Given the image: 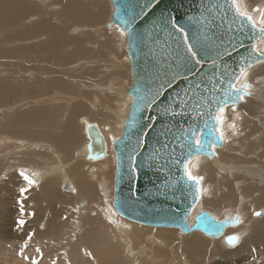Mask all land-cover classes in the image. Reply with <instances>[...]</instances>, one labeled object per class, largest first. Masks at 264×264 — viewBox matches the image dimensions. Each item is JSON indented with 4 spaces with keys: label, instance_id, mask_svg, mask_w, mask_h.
Wrapping results in <instances>:
<instances>
[{
    "label": "bare ground",
    "instance_id": "bare-ground-1",
    "mask_svg": "<svg viewBox=\"0 0 264 264\" xmlns=\"http://www.w3.org/2000/svg\"><path fill=\"white\" fill-rule=\"evenodd\" d=\"M36 1L38 2L32 4L28 0H0V27L3 24L5 27L15 24L16 29L13 32L15 45H21L26 41L32 43L33 38H37L38 41L42 38L41 33L56 30L59 32L58 36L52 45L46 48L57 51L56 49L68 46L72 48L77 59L67 63L64 69H57L51 64L43 67L26 65L24 73L23 70L21 72L24 74L23 77L30 78L37 74L45 80H54L52 74L58 72L60 77L68 80L70 92H60L61 96L56 98L39 99L38 102L57 101L45 108L30 107V105L23 107L20 104V110H11L13 117L11 116L9 123L11 127L9 128L8 125V128L13 134L9 133L8 129H1L4 122L0 123V264H31V258H35L38 264H53V262L109 264L111 258L116 260L117 264H121L124 259H128L131 264H213L214 259L209 255L213 253L212 251L217 250L216 254L223 258L230 255V251L223 250L222 247L226 245L221 239L227 244L226 237L233 234L240 236V241L236 244H241L236 249L238 254L249 251L250 246H253V249L261 248V244H264V216L254 218L252 212L264 210V79L256 80L258 76L264 74V64H259L260 66L257 64L249 69V76L245 82L254 84H251L252 95L246 96L243 102L237 103L236 112L231 108L226 110V115L229 117L224 126L225 139L217 147V154L212 157L201 155L199 159L192 161V172L194 175L204 177L203 188L206 192L202 196L203 199L201 198L202 201L198 197L188 221L192 222L196 215L207 210H210L208 212L217 220L239 215L243 221L235 226L228 224L222 236L214 238L219 239V244L217 243L216 248L211 250L208 240L203 238L204 233L200 230L185 233L179 228L159 226H153L158 229L152 230V226L146 224H142L144 226L139 228L135 221L131 222L133 220L128 219L130 220L128 221L127 218L121 217L117 209L119 215L113 214L112 211L109 215V202L113 191V199L115 197L118 173V157L112 137L122 138L133 116L135 102V94L131 92L134 75L130 40L128 36H120L116 26L119 22L112 19L115 10L112 0H109L112 9L110 2L106 0H65V3L61 2L64 6L57 10L53 9L51 0ZM87 2L96 6L89 9ZM241 2L249 11L255 8L256 2H259L260 8H264V0H241ZM83 14H86L91 21L100 18V22L93 24L77 22L69 29L70 23L76 18L81 19ZM32 17L34 19L32 22H25L24 19ZM6 19L8 20L4 23ZM106 23L107 27L112 29L106 28ZM72 28L75 33L67 35L64 33ZM26 30H29V34ZM118 45L126 51L121 52ZM98 51L101 53L94 54ZM124 52H127L126 62L128 63V57L130 61L131 82L127 80L129 65L120 58V54ZM90 53L93 55L90 56ZM75 56L68 59H74ZM47 57L54 62L68 60L63 59L59 53ZM13 62L20 63L18 61L0 63V75L7 69L5 65H13ZM30 84L26 82L23 88L27 89L26 86H31ZM74 89L81 92L76 90L73 93ZM16 90V87L12 88L0 78V101L7 100ZM65 96H70L71 101L66 100ZM256 103L263 105L258 106ZM6 105L0 106V122L10 117L6 110H10L12 106L5 107ZM91 105L96 109L93 110ZM28 108L31 110L26 111ZM242 108L246 115L245 119L239 116V110ZM257 112L260 113L259 116L255 115ZM234 116L237 118L233 119L232 123L243 125L245 128L244 132L232 139V131L228 130L230 129L228 123ZM85 121L96 122L104 138L105 155L98 159L90 158ZM33 125L39 128L33 130L29 128ZM256 132L258 134L253 138L249 136ZM230 143L234 146V152L228 147ZM231 157L233 159L229 160ZM235 160L247 161L249 165L237 164ZM52 165H54L53 169L50 168ZM21 169L33 171V174H38L34 177L40 180L36 181L24 197L19 195L23 201V208L28 211L31 218H24L26 224L22 228H17L16 222L6 223V208L2 206L1 195L3 191L27 187L23 178L13 179ZM243 175L249 176L253 184H247V188L236 190L238 186L235 188V185L241 181ZM58 181H66L82 195L87 194L88 188L93 193L97 191L105 213L96 210L93 215L71 209L76 199L71 194L65 193L58 185ZM243 182L239 184L243 185ZM210 186L213 187L214 194L209 190ZM215 187L217 190L214 192ZM218 190L221 200L217 197ZM207 191L208 194H212L211 200L207 198ZM238 200L242 205L239 209L234 207ZM87 202L90 206L96 205L93 201ZM200 202L207 210L199 212ZM70 212L72 214L68 215ZM178 229L182 235H189L181 237ZM29 236H31L30 240ZM25 243L28 244L27 248H23ZM151 244H155L153 253L148 252ZM37 248L43 253L42 258L36 252ZM22 249L23 255H21ZM88 252L92 255H87ZM24 256L30 259H24ZM252 260V263L246 264H264V258L259 261Z\"/></svg>",
    "mask_w": 264,
    "mask_h": 264
},
{
    "label": "snow or ice",
    "instance_id": "snow-or-ice-1",
    "mask_svg": "<svg viewBox=\"0 0 264 264\" xmlns=\"http://www.w3.org/2000/svg\"><path fill=\"white\" fill-rule=\"evenodd\" d=\"M158 2L159 0H144L139 12L134 10L131 14L120 19L116 25L120 36H128L130 41L139 38V34H135L138 17L143 19L148 14L147 10H151L154 3ZM229 13H231L232 19L227 31L232 32L233 35L228 36L227 43L222 37L217 43V40L208 36L203 29L215 25L216 17H220L221 24L219 26L222 27ZM188 21L187 25H181L178 23V19L171 14L161 15L159 26L167 32L166 47L170 51L171 59H167L161 64L162 70L152 81V84L157 86L147 88V92L140 97V104L143 107L137 106L134 111L136 113L152 111L154 106H158L159 98L168 89H173L179 80L186 81L182 91H176L174 95L168 97V103L160 109V113L169 118L171 122L183 121L185 118L191 122L186 127L183 123L178 124L175 132L172 128L165 127L159 133L157 138L159 147L156 148L153 156H157L163 151L170 158L171 164L182 165L183 176L181 178L186 177L187 181L195 187L196 195L202 197L206 192V189L203 188L204 177L193 174L192 161L199 159L201 155L212 157L217 154V147L225 139L224 126L228 119L226 110L231 108L233 112H236L237 103L243 102L246 96L252 95L250 91L252 85L245 81L249 76V69L254 65L264 63V8H253L250 12L241 0H205L200 7V17L188 16ZM232 25H236L235 29ZM237 32L243 33L254 42L248 46L247 55L240 56V63L230 69L223 62L225 57H230L233 52L245 48L243 40L236 39L235 33ZM206 65L208 71L203 70ZM161 78L163 79L161 80ZM158 81L160 82L157 84ZM147 119L149 123L142 125L140 129V146L145 143L143 137L148 135L146 129H152L158 117H148ZM133 120L135 121V117ZM199 121H202V127L198 123ZM85 123L90 133L96 132L97 140L103 143L100 133L96 131L99 126L87 121ZM210 125L211 127H209ZM230 126L233 129L236 127L235 123ZM205 129L209 130L207 136L204 135ZM120 139L121 137H112V143L115 144ZM177 148L180 150V156H176ZM89 151L91 152V145ZM129 160L131 171L134 172L136 170V155H130ZM19 175L27 183V187L20 188V195L24 197V194L36 184V180L24 170H21ZM35 175L38 174L34 173L33 176ZM76 191V188H72L73 193ZM18 203L21 205L20 217H23L25 215L23 201L19 200ZM116 205L117 201L114 198L109 206V210L113 214L116 212ZM253 215L261 217L264 216V213L254 211ZM218 223L220 228H223L226 224L235 226L243 221L239 215H235L226 217L225 220ZM25 224L26 220L23 218H18L16 221L17 228H22ZM28 239L30 240L31 236ZM226 240L230 247H234L239 243L240 236L233 234L226 237ZM27 247L28 244L25 243L23 248ZM36 252L40 254L41 258L43 257L39 248L36 249ZM86 254L92 255L91 252ZM21 255H23V249ZM24 259L30 258L24 256ZM31 264H38V261L31 258Z\"/></svg>",
    "mask_w": 264,
    "mask_h": 264
},
{
    "label": "water",
    "instance_id": "water-1",
    "mask_svg": "<svg viewBox=\"0 0 264 264\" xmlns=\"http://www.w3.org/2000/svg\"><path fill=\"white\" fill-rule=\"evenodd\" d=\"M112 1L115 6L112 19L118 22L134 10L139 12L140 7L144 4V0ZM203 2L205 0H159L158 3H154L151 10H147V16H144L143 19L139 17L137 19L135 34H139V38L130 41V56L134 75L131 92L135 94V102L133 116L129 120L122 138L114 144L118 157L114 198L117 201L116 209L119 214L135 222L150 226L175 227L185 233L201 230L210 237H220L228 224L220 228L218 222L223 220H217L210 212L201 211L193 218L192 222L188 221V216L195 206L198 196L191 182L187 181L186 177L181 178L183 176L182 165L171 164L170 158L163 151L157 156H153L156 148L159 147L157 143L159 133L165 127L172 128L175 132L178 124L183 123L186 127L191 122L187 118L183 121L171 122L169 118L160 113V109L167 105L168 97L174 95L176 91H182L186 81L179 80L173 89H168L159 98L158 106H154L152 111L142 113L134 111L137 106L143 107L140 104V97L147 92V88L157 86L153 85L152 81L156 78L157 73L162 70L161 64L165 60L171 59L170 51L166 47L168 42L167 32L159 26L161 15L168 16L171 14L178 19L179 24L187 25L189 23L188 16L200 17V7ZM231 19L232 15L229 13L223 26L220 27V17H216V24L210 25L203 31L207 32L208 36L216 39L217 43H219L221 37L227 43L228 36L233 35L232 32L227 31ZM197 27L200 26L197 25ZM232 27L235 29L236 25H232ZM235 35L238 41L243 40L245 48L239 49L237 44L239 50L233 52L230 57H225L223 62L230 69L240 63V56H246L248 46L254 42L243 33L237 32ZM203 70L208 71V66L206 65ZM133 117H135V121ZM148 117H158V119L152 129H146L148 135L143 137L145 143L140 146V129L142 125L149 123ZM198 123L202 127V121ZM96 131L100 133V139L103 143L97 140L96 132L90 133L86 126L89 138L88 147L91 145L90 156L94 159L105 155L104 138L99 128ZM208 132L209 130L205 129L204 135L207 136ZM133 154L136 155V170L134 172L131 171L129 160V156ZM176 156H180L178 148ZM178 180L179 183H177Z\"/></svg>",
    "mask_w": 264,
    "mask_h": 264
},
{
    "label": "rangeland",
    "instance_id": "rangeland-1",
    "mask_svg": "<svg viewBox=\"0 0 264 264\" xmlns=\"http://www.w3.org/2000/svg\"><path fill=\"white\" fill-rule=\"evenodd\" d=\"M28 1L30 3H32V4H35V3L38 2L36 0H28ZM106 1H109V0H106ZM61 2L62 3H65V0H51V5H54V8L53 9L54 10H57L60 7L62 8L64 5L61 4ZM110 4H111V2H110ZM88 6H89V9H91L94 6H96V4L88 3ZM254 6H255V8L259 7V2L254 3ZM110 9H112V4L110 5ZM251 10H250V12H251ZM48 11L49 12L51 11V6L48 8ZM111 12H112V10L110 11V14H111ZM48 14H50V13H48ZM55 14H56L55 16H57L58 12L55 13ZM107 14H108V12H107ZM86 16H87L86 14H83L82 17H81V19L76 18V20H74L72 23H70L69 29H70V27H71V25L73 23H77V22H82L84 24H88V23H92L93 24V23L100 22V18H97L94 21H91L89 19V17H86ZM7 20L8 19H6L4 21V23ZM24 20H25L26 23H30L34 19L32 17V18L24 19ZM105 26H106V28H108L107 27V23L105 24ZM15 29H16L15 24L9 25L7 27H5L4 24H3L0 27V63L3 64V63H6V61H7V63H10V61H18V62H20V63L13 62L14 63L13 65H9V64L5 65L7 69H5L4 72L1 73V75H0V78L3 79V81H4L5 84L7 83V84H10L12 88H15V87L17 88L16 92L13 95H11L7 100L0 101V106L6 105V104L7 105L5 107H7L8 105L12 106V108L10 110L9 109L6 110L10 114V117L7 118L5 121L2 120L0 122V123L4 122L3 125H2V127H1V129H8L7 131L9 133H12V134H13V131L9 130V128L11 127L10 124H9L10 123V120H11V116L13 117V115L11 114V110H17V109H19L20 108V106H19L20 104H22L21 106H23V107L25 105H30V107L31 106H39V107L45 108V107L51 106V104L56 103L57 101H54V102H47V101H45V102H38L39 99H46V98L48 99V98H53V97L56 98V97H59V95H60L59 93L60 92H64V93L70 92L69 91V88H68V80L65 79L64 77H60L58 72L52 74L54 80H45V79L42 78L41 75H37V74L30 76V78L27 76V74H26L27 77H23L24 74H22V73H24L25 68L27 66H32V65L33 66H41L42 65V67H43V65L51 64V65H54L57 69L58 68L64 69L65 67H67V63H69L71 60L73 61V60L77 59V57L75 56L74 51L72 50V48H70L68 46L61 47L59 49H56L57 51H55V50H49V49L46 48L47 46L52 45L54 39L58 36L59 32L56 31V30L55 31H50V32L49 31H45L46 33L45 32L41 33L42 34V38H40V40H38V41H36L37 38H33V39H31L32 43H26V42H28V41H26V42L22 43L21 45H15V44H13V42L15 40L13 38V34H14L13 32L15 31ZM69 29H67L66 31H64V33L66 35L67 34H73V33H75V32H73V28L70 31H68ZM108 29H112V28H108ZM113 29H115V28H113ZM78 32H80V31H78ZM78 32H76V33H78ZM26 33L29 34V30H26ZM118 47H119V49H120L121 52L123 50L126 51L125 48L124 49H121L119 45H118ZM58 53L60 54V56L63 59L72 58V56H75V58L74 59H68L66 61L54 62L52 60L50 61V59L47 57V56L58 55ZM100 53L101 52L98 51L97 53L95 52L94 54H100ZM126 54H127V52H124V54H120V58H123L124 62L129 65V67H128L129 68L128 69V75L129 76H127L129 78L127 80H130V82H131V79H130L131 78L130 61H129V57H128V63L126 62V57H127ZM89 55L91 56V55H93V53H90ZM83 56H85V54ZM30 63H31V65H30ZM33 63H35V65ZM262 64H264V63H262ZM51 65H50V67H54V66H51ZM258 66H260V65L258 64ZM22 70H23V72H22ZM11 71H12L13 74L11 73ZM8 75H10V76H8ZM15 76H16L17 80H16ZM263 79H264V74H262L261 76H258L256 80L257 81H260V80L263 81ZM41 80H43V82H41ZM26 82L31 83L30 84L31 86H26V88L29 89V90L23 88L25 86V83ZM130 82H129V84L131 85ZM251 84H253V83H251ZM76 90H78V89H74L73 90V93L76 92ZM78 91L81 92L80 90H78ZM250 91L253 92V88ZM73 93H70V95L73 94ZM40 96H41V98H40ZM65 98H66V100H70L71 99L70 96H65ZM32 103H34V104H32ZM16 105H17V107H16ZM256 105L259 106V105H263V104L256 103ZM91 108L93 110L96 109L94 105H91ZM30 110H31V108L26 109V111H30ZM239 111H240V115L239 116L240 117L242 116V118L245 119V116L246 115H245V112H244V108H242ZM257 113L255 115L256 116H259L260 113H258V114ZM2 114L3 113L1 112V115ZM227 117H229V116H227ZM236 118H237V116L232 117L231 120L228 123V125H229L228 128L231 129V130L230 129H228V130L229 131H232L231 132L232 139H235L236 137H238L239 134H241L242 132H244V128H245L243 125H239L238 126V124H236L235 122L234 123H235V125H237L236 126L237 128L235 127V129H233L230 126L232 124L233 119H236ZM88 123L97 124L96 122H88ZM121 123H122V121H121ZM8 125H9V128H8ZM260 125H261V123H259V126ZM78 127H80L79 124H78ZM29 128H32V130H33V129H37L39 127L33 125V126H30ZM226 129H227V127H226ZM14 134H17V133L14 132ZM256 134H258V133L256 132V133L251 134L249 136L253 138V136H255ZM228 147L232 148V151L233 152L235 151L233 144L230 143V145ZM113 152H114V150H113ZM224 153H226V152H224ZM114 155H115V153H114ZM231 155H229V156H231ZM232 156L234 157L235 155H232ZM233 157L229 158V160L230 159H233ZM114 162L116 164V159H114ZM198 162H200V161H198ZM235 163L249 165V163L247 161H238V160H235ZM259 163L261 164L260 161H259ZM194 165H196V162L194 163ZM53 167H54V165H52L50 168L53 169ZM21 170H24V171L28 172L29 176L32 177L33 179H35L36 181L40 180V179H37V178H35L33 176V171L27 170V169H21ZM21 170H19V172ZM14 178L22 179V177L19 174L14 175L13 176V179ZM242 178L240 179L241 181L239 183H242L244 181L243 182V185L244 184L245 185L243 186L242 184H239L238 183L237 185H235V188L238 186L237 187L238 189L236 188V190H239V188L241 189L243 187L244 188H247L246 187L247 184H249V185H252L253 184V181H252V179H249L250 178L249 176H246L245 175V177H244V175H243ZM58 185L63 189V191L65 193L71 194L76 199L75 200V203H74L75 205L73 204L72 207H71V209H78V210H81V211L86 212V213H89V214L96 213V210H99L102 213H105V212H103V209L101 207V203L102 202H101V199L99 197V193L97 191H95L93 193V191L92 190H89V188H88L87 194L82 195V194L78 193L77 191L75 193H73L72 192V187L69 184H67L66 181H63V182L62 181H58ZM203 187H204V184H203ZM217 187H215L214 192H215V190H217ZM212 189H213V187L210 186L209 187V190L211 192H212ZM238 192H241V191H238ZM219 193L220 192L218 190L217 197L220 198V200H221L222 197L219 195ZM207 194H208V191H207ZM224 194H226V193H224ZM19 195H20V190H11V191H3L2 192V195H1V203H2V206L6 208V214H5V216H6V223L7 224H12V223L16 222L18 218H23V219L24 218H28V219L31 218V215L25 209H24L25 215L23 217H20V207H21V205L18 203V201L19 200H22V199L19 198ZM113 195H114V191H113ZM113 195H112V198L110 199V202H109L110 205H111V203L113 201ZM211 197H212V194H208L207 195V198L209 200H211ZM213 197L215 198L214 195H213ZM201 198L203 199V197H200L199 200H201ZM88 200L93 201L96 205L95 206H90L88 204V202H87ZM239 202L240 201L238 200L236 202V204H234V207L235 206H236V208L238 207L237 209H239V206L242 207V205H240L241 202L240 203ZM200 203H201V207L199 209V212L201 210H207L205 208L206 206L203 205L202 202H200ZM256 209H260V208H256ZM260 210L262 212H264L263 209H260ZM207 211H210V210H207ZM116 213H117V211L115 212V214ZM71 214L72 213L70 212L68 215H71ZM111 214H112V212L109 211V215H111ZM109 215H108V218L111 219V217ZM252 216L254 218H256L253 215V212H252ZM128 221H130V220H128ZM131 222H134V221H131ZM134 223L137 224V225H139V228H142L140 226H144V225L139 224V223H136V222H134ZM148 227H150V226H148ZM159 227H161V226H159ZM153 228H154V230L155 229H158V227H153L152 226L151 229L153 230ZM163 228H165V227H163ZM178 231H179L181 237H186L187 235H189V234L182 235L179 229H178ZM193 233H197V232H193ZM198 233L200 235H203L200 232H198ZM174 235L176 236L177 234H174ZM203 238H205L206 240H208L207 241L208 242V246H209V248L211 250H214L216 248V244L218 243V240L219 239H214V238H218V237L209 238V236L204 233ZM221 240L226 245V247H222L223 250L224 251H230V253H229L230 255L228 257L223 258L221 255L216 254L217 253V250L212 251L213 253H211L209 255H211L210 257H212L214 259L213 264H246V263L251 262L252 259H254V261H257V260L259 261V260H261V258L262 259L264 258V253H262V248H264V244L263 243L261 244V248H259V249L258 248H254L253 249V246H250L249 251L242 252L241 254H238L236 252V249L241 244L240 245H235L234 247H230V246H228L224 242L223 239H221ZM154 248H155V244H151V246H149V251L148 252L153 253ZM209 255H207V256H209ZM207 256H205V258ZM242 257H246V258L245 259H242ZM248 258H250V260ZM112 260H113V258H111V262H109V264H117V261L116 260H113V261ZM183 260L185 261V258L184 257H183ZM225 261H227V263ZM252 262H253V260H252ZM121 264H131V263L128 261V259H124Z\"/></svg>",
    "mask_w": 264,
    "mask_h": 264
}]
</instances>
